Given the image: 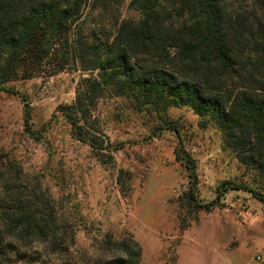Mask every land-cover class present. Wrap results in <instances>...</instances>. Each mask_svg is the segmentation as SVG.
Returning a JSON list of instances; mask_svg holds the SVG:
<instances>
[{
  "label": "trees",
  "instance_id": "trees-1",
  "mask_svg": "<svg viewBox=\"0 0 264 264\" xmlns=\"http://www.w3.org/2000/svg\"><path fill=\"white\" fill-rule=\"evenodd\" d=\"M123 1L0 0V89L72 62L87 74L59 110L76 139L108 150L103 131L93 126L107 90L156 110L189 106L216 122L226 144L264 183V0H130L133 16L123 15ZM30 118L26 103L27 127ZM161 128L179 137L174 121ZM181 144L177 158L194 189L195 161ZM10 180L0 190V264H138L137 245L110 234L108 244L121 255L75 257V230L54 196L47 188L21 187L19 174ZM227 188L264 202V191L228 183L220 194Z\"/></svg>",
  "mask_w": 264,
  "mask_h": 264
},
{
  "label": "rangeland",
  "instance_id": "rangeland-1",
  "mask_svg": "<svg viewBox=\"0 0 264 264\" xmlns=\"http://www.w3.org/2000/svg\"><path fill=\"white\" fill-rule=\"evenodd\" d=\"M129 3L121 6L124 16L134 15ZM85 74L71 62L0 89V190L17 174L21 187L47 188L75 230L78 258L81 252L88 260L121 255L108 244L110 234L137 245L138 264H264L258 259L264 256V202L245 189L220 194L228 183L259 191L264 183L226 144L216 122L189 106L156 110L107 90L93 116L107 141L108 150L99 152L72 135L59 110L74 100ZM166 120L177 124L179 137L161 128ZM180 140L195 161L194 189L177 158Z\"/></svg>",
  "mask_w": 264,
  "mask_h": 264
},
{
  "label": "built area",
  "instance_id": "built-area-1",
  "mask_svg": "<svg viewBox=\"0 0 264 264\" xmlns=\"http://www.w3.org/2000/svg\"><path fill=\"white\" fill-rule=\"evenodd\" d=\"M258 259H260L261 261H264V256L263 255H259Z\"/></svg>",
  "mask_w": 264,
  "mask_h": 264
}]
</instances>
